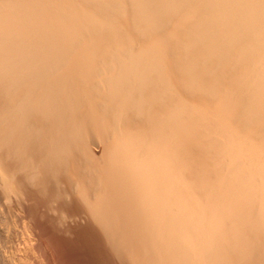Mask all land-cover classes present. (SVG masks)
<instances>
[{
  "label": "bare ground",
  "instance_id": "6f19581e",
  "mask_svg": "<svg viewBox=\"0 0 264 264\" xmlns=\"http://www.w3.org/2000/svg\"><path fill=\"white\" fill-rule=\"evenodd\" d=\"M0 264H264V0H0Z\"/></svg>",
  "mask_w": 264,
  "mask_h": 264
}]
</instances>
